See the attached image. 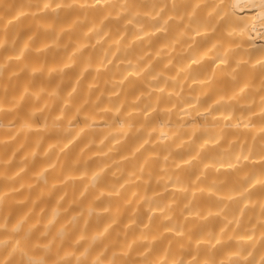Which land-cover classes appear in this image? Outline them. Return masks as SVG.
I'll list each match as a JSON object with an SVG mask.
<instances>
[{"label": "bare ground", "instance_id": "6f19581e", "mask_svg": "<svg viewBox=\"0 0 264 264\" xmlns=\"http://www.w3.org/2000/svg\"><path fill=\"white\" fill-rule=\"evenodd\" d=\"M135 13L144 16L147 36L126 26ZM81 20L83 24L78 23ZM101 20L109 35L93 48L95 38H84L82 32ZM163 20L168 21L166 32L154 33ZM48 25L51 31L45 32L42 26ZM62 29V43L71 39L89 45L76 68L66 70L67 81L77 78L84 57L92 67L84 73L70 107L61 114L57 104L47 113L52 118L59 116L62 125L72 120L67 136L46 137L45 146L68 144L66 155L61 154L62 167L49 173L50 182L57 183L50 194L46 187L35 183L33 176L45 161L37 158L17 175L18 162L32 147L37 133L26 137L23 132L0 131V241L7 242L0 250V264H24L25 256L44 257L48 264H54L57 258L75 264L74 257L86 245L80 236L102 230L113 216L119 217V223L91 249L89 264L97 258L106 264L113 253L116 264H142L144 260L149 264H204L209 259L215 264H233L232 253L237 247L233 238L240 236L245 239V254L251 252L247 264H264V0H0V44L4 45L0 48V63L8 65L0 87L6 89V107H11L9 100L19 96L24 86L32 91L55 86V76L45 80L43 74H38L30 79L27 71L19 69L24 64L39 67L43 63L45 71L62 66L65 54L34 51ZM137 35L142 38L132 44L127 55L117 51ZM29 36H34L29 50L16 59ZM121 37V45L115 44ZM14 38L16 43L12 45ZM73 47L69 44L68 51ZM104 49L113 61L107 67L103 66ZM217 54L228 63H220ZM141 55L144 60L138 67L151 65L146 72L129 75L123 85L105 83L128 75L132 69L121 61ZM233 70L235 81L227 75ZM157 72L162 75L151 83L149 76ZM93 83L96 87L89 90L88 85ZM64 87H68L67 82ZM114 90L118 95L109 101L107 93ZM137 96L141 99L133 103ZM46 100L42 96L34 104L27 96L20 108L5 111L0 119L11 120L17 128L29 108L39 107ZM145 104L149 106L147 111ZM221 154L222 167L216 162ZM78 158L89 162V173L98 165L106 166L104 180L84 197L79 193L87 176L79 167L70 168V161ZM205 164L209 165L206 169ZM117 167L123 168L124 175L115 181L111 174ZM201 170L204 178L193 184ZM66 175L72 179L65 183ZM213 179L224 180L215 195L199 191ZM125 181L121 195L111 199V212L100 224L89 221L85 225L82 216L80 226L70 230L63 243L53 246V254L45 255L44 247L51 236L42 235L43 225L53 209L59 208L62 213L52 230L55 232L82 208H101L109 199L112 185ZM190 198L191 207L200 216L209 211L214 215L203 223L195 216L184 219L181 210ZM165 204L171 205L167 211L174 219L183 222L185 236L165 232L171 222L163 220L159 211H153L148 221L145 209ZM134 212L149 223L147 234L157 237L150 249L146 244L126 247L138 234L135 227L127 233L124 230ZM236 218L239 226L229 224L220 232L227 220ZM18 223L21 231L13 233ZM29 228L31 234L25 237ZM208 229L220 239L219 244L206 235Z\"/></svg>", "mask_w": 264, "mask_h": 264}, {"label": "clouds", "instance_id": "9594fccd", "mask_svg": "<svg viewBox=\"0 0 264 264\" xmlns=\"http://www.w3.org/2000/svg\"><path fill=\"white\" fill-rule=\"evenodd\" d=\"M47 7V5H46ZM127 11V9H124ZM23 15V13H21ZM157 16L159 13L156 14ZM107 19V18H105ZM155 19V17H153ZM78 23L83 24L84 21H78ZM167 20H163L161 24L154 29L155 32L164 33L167 30ZM131 25L136 32H143L144 36H147L148 33L144 32V16L135 13L130 16V18L126 22V26ZM45 32L51 31V25L48 26H42ZM63 33V29L59 32H56L52 39L49 42L42 43L38 48H35L34 51L38 54L40 53H63L66 55V62L63 63L62 66L57 67H51L48 68L47 71L44 70L43 63L39 67L31 66L28 64H24L23 67L19 69L20 72L27 71L29 78H34L38 74H43V78L45 80H51L53 76L57 78V82L54 87H52L50 90L45 87H39L38 90L32 91L28 86H24L22 91L20 92L19 96H13L9 100V104L11 107H6L5 105V96L4 92H6V89L0 87V114L4 113L5 111H14L15 109L20 108L22 102L27 96H31L33 103H37L41 100L42 96H46L47 100L40 105L39 107H31L26 112V117L21 119L19 126L17 128H14L13 122L11 120L5 122L3 119H0V131L5 130H14L16 132H23L24 135L27 137L29 133L36 132L37 138L34 140L32 147L26 152V154L20 158L19 160V173L25 172L36 160L39 158L42 161H45L40 167L39 170L33 173L34 181L36 184L43 185L48 189V193L50 194L51 191L55 190L57 187L56 182H50L49 180V173L58 171L62 167V155L65 153V149L68 147V144H47L45 146L46 137L51 134H55L58 137L61 136H67L69 132L72 129V120H69L67 122V125H62L60 122V117L52 118L51 116L47 115V113L50 111L51 107L54 105H59L60 113L63 114L65 110L70 107L72 99L75 97V95L79 91V86L81 83V79L84 76V73L89 71L91 69L92 65L88 62V58L84 57L85 63L81 67L79 71V75L74 81H67L66 78V70L74 69L77 66L78 59L83 55L84 50L89 47L88 44L82 43L79 41H74L69 39L66 42H61V35ZM153 33V34H154ZM93 36L95 38V44L92 45L93 48L100 45L104 40L105 37L109 35V30L105 27L104 20H101L99 23L92 24L90 27L87 28L86 31L82 32V36L84 38H88L89 36ZM142 37L140 35H137L133 41H130L127 45H123L122 47L118 48L117 51L122 52L123 54L127 55L129 50L132 47V44L135 43V41L140 40ZM34 39V36H29L27 40L23 41L22 47L19 49V55L16 56V59H20L24 55L26 51L29 50V44ZM121 39H118L114 41L115 44L121 45ZM178 42V41H176ZM16 40L15 38L12 41V45H15ZM69 44H73L74 47L71 51H68ZM10 45V47L12 46ZM4 45L0 44V48H2ZM160 53H157V56ZM103 55L106 59V63L103 65L104 67H107L108 65L112 64V59H108V50H103ZM115 55V53H113ZM216 59H219L220 63L227 64V59L222 54H217ZM144 60V56L141 55L137 57L135 60L126 59L121 61L122 64H124L127 68L132 69L128 73V75H125L121 80L119 81H106V84L110 85H123L124 82L128 79L129 75H135L140 76L144 72L148 70V68L151 67V65H147L144 68H139L138 64L139 61ZM199 61H193V63H198ZM8 65L7 63H0V80H2L5 76V71L7 69ZM12 75H18V73H13ZM162 73L157 72L153 75L149 76V81L151 83H155L159 80ZM230 80L235 81L236 76L234 75V70L227 73ZM68 83V87L65 88V83ZM96 87V84H90L88 85L89 90ZM159 91H163L162 88L158 89ZM243 91V89H241ZM103 95V93H102ZM118 95V90H114L110 93H107V99L111 101ZM144 95V94H141ZM100 97H97V100H99ZM141 99V96L136 97V101L133 103H136ZM145 99L147 97L145 96ZM148 105L145 104L144 108L147 111ZM120 108H116V112L119 113ZM133 111H140V108H134ZM93 125H89L91 128ZM121 128L124 127V124L121 123ZM129 128H131V125H128ZM233 127H236V125H233ZM23 147V145H22ZM59 149L58 152L54 151V149ZM104 155H108V153H105ZM222 160L223 155L216 158V162L220 164L222 167ZM10 162V161H9ZM67 163V161H65ZM88 161L83 159H73L70 161V168L72 170H75L79 167L81 170V174L87 176V182L86 185L83 188V191L79 193L80 197H84L86 193H88L90 190H95L98 188V185L104 180V174H105V165H98L97 170H93L89 173L88 171ZM113 163H116L113 161ZM209 165L205 164L204 168H208ZM216 171H219V168L216 169ZM112 178L115 181H118L119 178H121L124 175V170L121 167H117L115 171L112 172ZM205 172L204 170H201L199 175L196 176L195 180L192 181L193 184L196 183V181L201 180L204 178ZM71 175H66L65 180L63 182H67L68 180H71ZM124 183H114L112 185V191L109 193V199H107L103 206L101 208H96L93 206H89L87 208H82L80 212L74 214L71 216L70 220L67 222L66 225H62L58 229L53 232V228L57 222V220L62 215L61 210L59 208L53 209L51 212L50 217L47 219L46 223L43 225L44 231L42 233L43 236H51L50 242L48 245H45L44 247V253L45 255H51L53 254V246L59 242L63 243L69 236L70 230L76 229L80 226L81 217L84 216L85 225L89 221H94L97 224H100L105 214H109L112 209V203L111 199L113 197H119L122 193V190L125 187ZM224 183L223 179H213L210 181L206 189H200L199 191H205L209 195H215L221 185ZM23 186V185H22ZM182 191H188V189H183ZM101 196H104L105 194L103 192L100 193ZM195 193L192 194L194 197ZM60 199L62 200L63 197L61 196ZM99 199V197H97ZM59 203V201H57ZM151 202L149 201V204ZM193 203V200L190 198L189 202L183 206V209L181 210V214L184 215V219H187L188 217L195 216L198 218V220L203 223L208 220L209 217L213 216L214 214L212 212H208L205 216H200L199 212L196 211L194 208L191 207ZM171 207L170 204H165L163 206H160L158 208H152L147 207L145 210L149 213L148 215V221H151L152 216L151 213L153 211H159L163 214V220L170 221L171 226L164 229L165 232L173 233L176 237H183L185 236V227L183 222H177L173 214L170 211H167ZM186 210V215H185ZM223 211V209H221ZM215 215H219V213H216ZM119 223V217L113 216L109 221H106L102 227V230L94 231L90 236L89 235H81L80 240H83L86 242V245L83 248V251L79 253V255L74 257L75 264H89L88 257L91 249L100 243L104 237L109 233L110 229L113 228L114 225H117ZM235 223L236 226H239V219L236 218L235 220H227L224 228L220 229V232L223 233L225 228L229 224ZM135 227L138 230V234L134 237V239L131 241V243H127L126 247L131 248L134 244H142L147 245V247L150 249L152 245L155 243L157 237L155 236H149L147 234V231L150 227L148 222H145L140 217V214L138 212H134L132 217L129 219V221L124 225L125 233L131 228ZM21 231V224H16L12 228L13 233H19ZM32 229L29 228L27 232L25 233V237L29 236L31 234ZM206 235L210 239H215L216 244H219L221 241L219 238H217V235L211 230L208 229L206 232ZM236 241V250L232 253L233 257H235L233 264H247L248 257L251 255V252H248L245 254V249L243 247L245 243V239L243 236L235 237L233 238ZM80 241H77L79 243ZM7 242L6 241H0V250H3L6 247ZM16 251L15 249L13 250ZM9 255H12V253H9ZM116 254L113 253L112 257L109 258L106 262V264H116ZM24 264H48L47 260L44 257H41L39 259L25 256L24 257ZM54 264H70V262L63 258H57L54 262ZM91 264H101V261L99 258L96 260H92ZM142 264H149L147 260H144ZM204 264H215V261L213 260H206Z\"/></svg>", "mask_w": 264, "mask_h": 264}]
</instances>
